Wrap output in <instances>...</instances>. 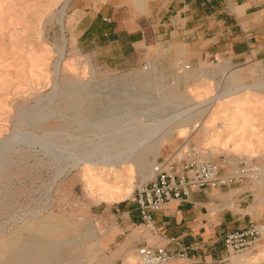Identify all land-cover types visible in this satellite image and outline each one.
Returning a JSON list of instances; mask_svg holds the SVG:
<instances>
[{
  "label": "rangeland",
  "instance_id": "374dc122",
  "mask_svg": "<svg viewBox=\"0 0 264 264\" xmlns=\"http://www.w3.org/2000/svg\"><path fill=\"white\" fill-rule=\"evenodd\" d=\"M103 1L0 0V140L18 130L13 140L0 146V264H10L15 247L25 251L29 248L28 256L40 257L45 264H111L106 249L117 231L111 228L108 213L111 204L117 201L102 199L98 194L100 185L108 182L121 188L126 184L125 176H129L134 189L150 178L156 159H111L113 155L127 154L129 146L110 144L116 137L107 139L105 133H113L112 125L119 128L117 125L126 123L127 117L132 120L136 115L147 123L142 128L145 137L155 130L159 147L169 145L166 155L180 158L185 148L196 146L224 165H232L238 156L250 158L256 167L254 173L244 178L238 191L224 189L222 195L225 208L239 215L247 212L253 220L264 224V185L259 181L264 170V87L255 86L231 95L246 93L250 102L245 106L249 118L243 129L238 130L242 140L236 149L228 135L224 136L226 139L206 143L211 133L229 130L222 120L212 122L207 132L203 124L212 94L225 95L228 90L256 83L264 74L257 69L249 70L244 64L224 61L190 65L179 43L155 44V49L146 51L145 60L151 67L153 59L163 64L171 61L175 75L157 81L154 89H142L144 96H141L140 84L150 82L111 80L120 74L137 73L141 71L139 67L102 64L78 40L83 26L81 17L94 3ZM108 2L118 11L128 5L146 12L149 4L147 0ZM204 85L207 90L200 89ZM122 88L127 90L128 97L117 93ZM130 98L138 106L133 99L126 102ZM128 103H132L133 113L123 111L122 107ZM170 115L173 116L169 121L165 120ZM115 116L121 121L111 120ZM103 140H107L108 148L115 146L109 148L113 153H99L104 145L97 143ZM188 140L190 144L186 143ZM58 144H64L72 152L56 153ZM144 147L139 146L141 149L133 154ZM86 148L92 156H109L107 162L111 166L98 159L95 164L85 163L82 156L87 153ZM245 148L249 151H244ZM162 158L165 156L158 160ZM85 165L91 167L94 180L100 179L98 185H88ZM123 167H129L130 171L114 176L111 169ZM241 190L244 193L235 197ZM131 196L132 192L121 200H129ZM46 220L57 221L59 229L31 227V223L35 226ZM263 245L264 231L254 250L231 255L229 264H264ZM130 258L124 259L123 264H139L137 249ZM38 263L36 260L35 264Z\"/></svg>",
  "mask_w": 264,
  "mask_h": 264
},
{
  "label": "crops",
  "instance_id": "0c3cea01",
  "mask_svg": "<svg viewBox=\"0 0 264 264\" xmlns=\"http://www.w3.org/2000/svg\"><path fill=\"white\" fill-rule=\"evenodd\" d=\"M147 1L146 12L127 5L119 10L120 16L112 2L94 3L81 17L83 26L78 33L81 47L93 52L96 61L102 64L139 67L146 61L149 48L153 50L155 44L170 45L175 41L188 55L185 59L190 65L224 61L244 64L249 70L257 69L264 74V0ZM106 15L108 20H103ZM153 65L157 72L136 76V80L150 82L141 84L143 90L154 89L157 81L175 75L171 61L163 64L154 60ZM145 143L146 152L142 148L132 157L127 154L110 157L159 159L169 151V145L160 148L155 137L148 136ZM232 186L205 187L193 192L187 200H171L161 209L151 210L155 230L142 222L132 199L112 203L108 215L111 228L117 232L106 249L111 264H123L143 244L167 247L173 254L168 264H229L224 261L228 255L223 243L226 234L248 226L253 220L247 212L239 215L225 208L222 191H238L243 183ZM243 193L241 190L235 197ZM181 250H185L186 256L178 255Z\"/></svg>",
  "mask_w": 264,
  "mask_h": 264
},
{
  "label": "built area",
  "instance_id": "2783aa9c",
  "mask_svg": "<svg viewBox=\"0 0 264 264\" xmlns=\"http://www.w3.org/2000/svg\"><path fill=\"white\" fill-rule=\"evenodd\" d=\"M103 20H108V18L103 16ZM154 60L151 62L152 67L145 61L139 66L141 71L120 74L117 78L111 77V80L117 79L119 82L136 80L138 75L150 74L154 72ZM185 65L188 66V64ZM144 70L145 72H143ZM122 85L120 84V86ZM128 88L129 86L127 85ZM123 90L126 92L125 97H128L129 93L127 90L122 88L119 91ZM139 92H142L141 84ZM142 93L141 96H144ZM150 95L153 96L152 94ZM215 97L217 96L212 94L209 102H212ZM131 99L133 98L127 99L126 102ZM132 101L137 105L134 99ZM174 110L171 109V112ZM150 136H156L155 130L151 132ZM184 142L182 140L183 144ZM186 143L189 144L188 141ZM255 168L251 159L245 156H238L232 165H229V163L224 165L222 162L211 158L207 151L191 146L183 150L180 158L169 154L160 161L158 159L154 160L151 165L152 173L150 178L145 182L139 183L132 190L131 199L137 204L142 222L151 230H155L156 226L149 213L151 210L161 209L171 200H187L193 192L205 187L219 189L223 186L229 187L234 183H242L247 175L254 173ZM263 231L264 224L252 220L248 226L226 234L223 243L228 255L224 261H229L231 255H241L254 250L263 237ZM137 255L139 264H168L173 257L167 247H154L148 244L139 245L137 247ZM178 255L186 256L185 250L179 251Z\"/></svg>",
  "mask_w": 264,
  "mask_h": 264
},
{
  "label": "bare ground",
  "instance_id": "6f19581e",
  "mask_svg": "<svg viewBox=\"0 0 264 264\" xmlns=\"http://www.w3.org/2000/svg\"><path fill=\"white\" fill-rule=\"evenodd\" d=\"M55 66H57V65H55ZM77 85H79V84H77ZM255 86L256 87H264V77H261L256 83H253V84H250V85H246V86L245 85L239 86L235 90H230V91L228 90V93H225V95H222V96H218L217 95V97L212 99V104L210 105L209 109L207 110V116H206V118L203 121V124H204V127H205V131L204 132H207V128L212 122H214L216 120H219V119L223 121L222 123L224 124V127L225 128H229V130H223V131L222 130H218V131H216L214 133H211V135L207 136L206 143L209 142V141L212 142L215 139H220V138H222L221 140L226 139L227 137L224 138V136L228 135V137L230 136V138H233V141H234L233 142V147H234V149H236L240 145V141L242 139H239V137H238L239 135L241 136V134L238 133V130H242L244 125L247 123V119L249 118V116H248L247 110L245 109V106L250 104V102L248 101L249 98L246 96L247 95L246 93H242V94H238V95H234V96H231V95L234 92H239V90L248 89V88H252V87H255ZM207 87L208 86L204 85L200 89H206L207 90ZM120 93H122L123 95H126L125 94L126 92H124V91L119 92V94ZM87 95L90 98L92 97V94L88 93ZM208 99H210V97ZM221 99H222V101H220ZM209 103H211V102H209ZM131 104L132 103H130V104L128 103V104H125V105L123 104L124 105L122 107V108H124L123 111H125L126 113L127 112H132L133 113L135 110H133V108L131 107L132 106ZM120 106H122V105H120ZM126 113H124V114L126 115ZM121 115H120V117H122V119H123L124 115L123 116H121ZM141 115H143V114H141ZM127 116H128V114H127ZM172 116L173 115L168 116L165 120L168 119L167 121H169V118L172 117ZM116 117H118V116L113 117L111 120H113L114 122H117L116 121L117 119L120 120V117H118V118H116ZM129 117H130V115H129ZM139 118L137 117V115L134 118L132 117V120H130L127 117L128 121L127 122L125 121L126 123H123V124L121 123V124L117 125L119 128H116L113 125L111 126L112 127L111 131H112V129L114 130V131H112L113 133H111V134H110V132L105 133L106 134L105 135L106 138H107V136H109L108 138H110V137L111 138L112 137L115 138L116 137V140L111 141L110 144H113V145L117 144L118 147H119V145H124V144H125V146H129L128 147L129 150L127 148H125L124 150L125 151L126 150L129 151L127 154H129L128 156H130V157H131L130 154H133V152L136 151V150L139 151L141 149V148H139V146H142V145L146 144L145 142L147 140V136L145 137V135H144L145 132L143 133V130H142L143 127H146L145 124H147V123H145L144 121H142ZM107 119H109V118H107ZM125 119H126V117H125ZM174 119H175V117H174ZM178 119H180V118H178ZM162 121H164V119ZM108 122H110V121H108ZM167 123H169V122H167ZM158 126L159 125H156L155 128L157 129ZM17 132H18V130L15 132V134H12L9 138L1 139L0 140V146H2V144L7 143V141H10L12 138L14 139ZM181 133H183V131ZM97 138H98V136H97ZM111 138H110V140H111ZM106 141L107 140H103V141L97 143V144L101 143V144L104 145L102 148H100L101 150L99 151V153H104L106 151H111V152L114 151L113 149L109 150V148H113L115 146L112 147L111 145L107 144V145L111 146V147L108 148V146H105ZM93 144L95 145V143H93ZM55 147H56V153H61L62 154V153H66V152H72V151H70V149H67V147L64 144H58ZM96 147H97V145H96ZM100 147H101V145H100ZM120 147H122V146H120ZM247 149L248 148H245L244 151H249V149L248 150ZM115 150H116V148H115ZM117 150L119 152L120 149L117 148ZM124 150L122 149V152ZM85 153L86 154L84 156H82V159L84 160L85 163L88 162V163L95 164V163H97L96 161L98 159V160H101L104 165L111 166V162H107L108 159H110L109 156H98V157L94 156V155L92 156L91 153H89V148L85 149ZM97 154H98V152H97ZM111 171L113 172L114 176H118L119 174L123 175L124 173L129 172L130 168L129 167H123V168L118 169L116 171H114V169H111ZM84 175H85V177L87 179V182H88V185L90 187H93L96 184L98 185V182H101L100 179L94 180V175H93V171H92L91 167H88L86 165H85ZM124 175H126V174H124ZM125 177H126V184L121 186V188L114 187L113 185H111L108 182L104 183L103 186L100 185L99 192H98L99 196L102 199H106L108 201H111V200L118 201V200L124 199L127 195H129L132 192V189H133L132 178L129 177V176H125ZM259 181H262V185H264V170L261 173V177H260ZM31 225H32L31 227L34 228L35 230H46V231H56L57 229H59V226H60L57 221H52V220H46V222H42V223L37 224L35 226H34L33 223H31ZM263 247H264V245H263ZM29 251H30L29 248H28V251H25V248L21 249V247L13 248L12 254H11L12 258H11V261L9 263L10 264H35L36 260H38V262H39L38 264H42L43 263L42 260H41L42 258H40V257L38 259H35V258H33V256H28L29 255V253H28ZM42 252H45V250L41 251L40 253L42 254ZM44 260L45 259H43V261ZM128 260H132V258H128ZM239 262H243V260H239ZM43 264H45V263H43ZM47 264H50V263L47 262ZM55 264H60V262H56ZM241 264H243V263H241Z\"/></svg>",
  "mask_w": 264,
  "mask_h": 264
}]
</instances>
